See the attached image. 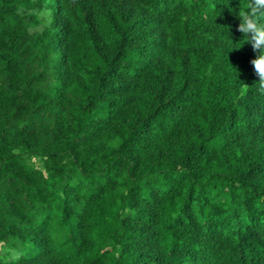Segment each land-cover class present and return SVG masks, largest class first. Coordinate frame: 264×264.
Masks as SVG:
<instances>
[{"label": "trees", "instance_id": "obj_1", "mask_svg": "<svg viewBox=\"0 0 264 264\" xmlns=\"http://www.w3.org/2000/svg\"><path fill=\"white\" fill-rule=\"evenodd\" d=\"M246 7L0 0V264H264Z\"/></svg>", "mask_w": 264, "mask_h": 264}, {"label": "clouds", "instance_id": "obj_2", "mask_svg": "<svg viewBox=\"0 0 264 264\" xmlns=\"http://www.w3.org/2000/svg\"><path fill=\"white\" fill-rule=\"evenodd\" d=\"M237 16L239 24L236 30L242 34L244 43L250 44L256 52L250 63L259 78L256 82L259 84L258 91L264 93V0H247V7L243 10L239 8ZM241 86L245 91L249 88L243 81Z\"/></svg>", "mask_w": 264, "mask_h": 264}]
</instances>
